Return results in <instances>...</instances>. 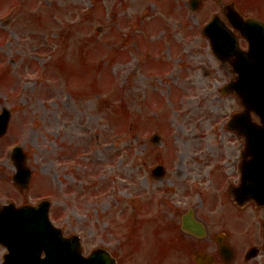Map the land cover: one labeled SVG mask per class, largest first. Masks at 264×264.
Instances as JSON below:
<instances>
[{"label":"rangeland","instance_id":"rangeland-1","mask_svg":"<svg viewBox=\"0 0 264 264\" xmlns=\"http://www.w3.org/2000/svg\"><path fill=\"white\" fill-rule=\"evenodd\" d=\"M124 1L104 0L98 7L94 0H0V20L11 19L0 21V114L12 111L8 133L0 139V186L11 189L0 192V204L49 199L53 222L68 235L79 234L87 253L102 247L120 264H173L166 255L162 262L159 254L148 255L140 243L142 229L155 228L152 220L162 210L153 198L163 193V184L147 183L145 171L163 159L171 184L191 178L196 199L205 201L209 163L230 172L226 160L235 141L226 123L241 108L234 97L221 94L231 73L202 35L206 21L224 8L208 2L199 13L183 16L180 8L158 0ZM160 16L169 28L162 36V25L153 30ZM117 30L125 41L138 32L130 40L131 55H123ZM145 34L151 37L146 49L138 38ZM156 37L165 42L163 49ZM165 53L160 79L147 70L164 68ZM6 70L10 75L3 80ZM152 92L158 96L148 106L154 119L129 122L136 117L130 112L126 120L130 107L141 114V98ZM161 99L165 122L159 111L153 113L162 109ZM112 110L117 116L111 120ZM156 129L169 137L163 147L147 148L144 141L150 145ZM16 146L26 150L34 171L23 194L12 182L10 154ZM133 220L137 239L127 247ZM221 220L247 224L232 209ZM5 252L0 246V264Z\"/></svg>","mask_w":264,"mask_h":264},{"label":"water","instance_id":"water-1","mask_svg":"<svg viewBox=\"0 0 264 264\" xmlns=\"http://www.w3.org/2000/svg\"><path fill=\"white\" fill-rule=\"evenodd\" d=\"M215 24L214 21L212 25ZM248 26L247 37L252 46L251 54L256 61L249 64L243 58L239 62L238 70L241 77L239 84L234 88L243 99V105L247 110L241 115H236L234 123L237 121L243 123L250 141L249 145L256 154L257 168L264 171V39L257 36V33H264V28L255 23ZM215 36L220 39L223 49H230L231 55L238 54L235 39H227L223 34L216 32ZM261 49L262 52H259ZM251 111L261 117L262 126L250 122ZM5 128L6 126H2L0 135L5 132ZM258 199L264 204V194ZM14 225L16 232L9 248L12 254L7 264H12L13 261L15 264H115L112 258L102 252L95 253L91 259H83L77 242L74 239H63L60 232L50 225L46 205L20 212ZM42 249L49 256L45 261L39 259Z\"/></svg>","mask_w":264,"mask_h":264},{"label":"flooded vegetation","instance_id":"flooded-vegetation-1","mask_svg":"<svg viewBox=\"0 0 264 264\" xmlns=\"http://www.w3.org/2000/svg\"><path fill=\"white\" fill-rule=\"evenodd\" d=\"M239 176L240 174L237 165V174L231 177V180L237 182L239 180ZM251 227L258 228V234H255V231L245 230L243 231L244 235L239 240L237 235H233L232 242L236 247V253L238 249L241 248L240 256L238 257V264H259L260 261L264 260V226L253 225ZM213 241L214 240L212 239L211 235L204 239H200L198 248L205 252L201 255H209L211 251H217V247L213 246ZM249 250L250 252H254L256 254L254 259H249L246 257V254Z\"/></svg>","mask_w":264,"mask_h":264}]
</instances>
